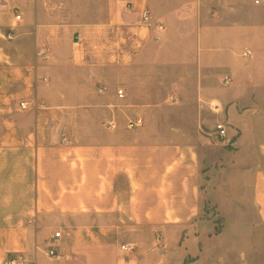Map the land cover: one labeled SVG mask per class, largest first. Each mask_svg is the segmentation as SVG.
Listing matches in <instances>:
<instances>
[{
  "label": "crops",
  "instance_id": "1",
  "mask_svg": "<svg viewBox=\"0 0 264 264\" xmlns=\"http://www.w3.org/2000/svg\"><path fill=\"white\" fill-rule=\"evenodd\" d=\"M0 31V261L264 264V0H0Z\"/></svg>",
  "mask_w": 264,
  "mask_h": 264
},
{
  "label": "built area",
  "instance_id": "2",
  "mask_svg": "<svg viewBox=\"0 0 264 264\" xmlns=\"http://www.w3.org/2000/svg\"><path fill=\"white\" fill-rule=\"evenodd\" d=\"M17 19L21 18L20 14H17ZM152 19V17L150 16L149 12H145L143 15V20L145 23H149L150 20ZM160 29H163L162 25H159ZM0 37L5 39V40H11L14 38V35L11 31L9 32H2L0 31ZM41 56L44 55V52L41 51L39 53ZM118 94L120 97H123V90H119ZM21 109L25 110L28 108V105L26 102H21L20 104ZM113 122H110L109 124H112ZM143 123L142 119H137L135 121H131L129 123V128H136L138 126H141ZM210 136L215 137V139L223 144H231L232 140L229 137V133H228V126L225 122H218L214 128L212 129V131L209 133ZM61 236V232L57 231L55 232L54 236H53V240H58ZM123 249L126 250H133L135 249V246L133 244H124L122 245ZM49 255L52 257H58V250L56 249V246H51L49 249ZM26 261V257L24 255H16L13 257H10L6 260H2L0 261V264H24Z\"/></svg>",
  "mask_w": 264,
  "mask_h": 264
},
{
  "label": "rangeland",
  "instance_id": "3",
  "mask_svg": "<svg viewBox=\"0 0 264 264\" xmlns=\"http://www.w3.org/2000/svg\"><path fill=\"white\" fill-rule=\"evenodd\" d=\"M210 211H211V210H210ZM213 213H214L215 216L218 214L217 212H215V210L213 211Z\"/></svg>",
  "mask_w": 264,
  "mask_h": 264
}]
</instances>
